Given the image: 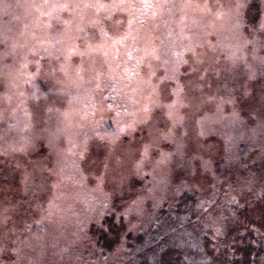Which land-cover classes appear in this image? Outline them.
<instances>
[{"label":"rangeland","instance_id":"1","mask_svg":"<svg viewBox=\"0 0 264 264\" xmlns=\"http://www.w3.org/2000/svg\"><path fill=\"white\" fill-rule=\"evenodd\" d=\"M252 154L264 0H0V264H125L168 200L245 190ZM242 226L208 242L264 247H231Z\"/></svg>","mask_w":264,"mask_h":264},{"label":"trees","instance_id":"2","mask_svg":"<svg viewBox=\"0 0 264 264\" xmlns=\"http://www.w3.org/2000/svg\"><path fill=\"white\" fill-rule=\"evenodd\" d=\"M245 144L242 143V148L246 147L247 149ZM252 155V158H255L253 165L247 164V170L243 176L246 184L245 190L238 192L239 194L233 198L232 195L229 197L227 187L216 189L219 187L216 184V186H207V191L204 193L187 190L177 201L168 200L155 210L154 218L148 222L152 227L144 226L143 228L146 230L143 232L144 229H142V232L139 233V247H129V244H126V251L136 250L137 252L125 264H254V250L258 257L256 263L264 264V247L256 249L253 244L249 246L243 243L247 239L242 242L243 248H239L237 251L234 249L231 252L223 241L208 242V239H215L208 234L214 226L219 229L222 224H227L230 230L233 223L235 225L240 223L243 226L235 234L229 235L228 241L231 247L236 243V235L239 232L247 233L246 237L253 235L249 228L251 226L256 232L254 231V235L249 238V241L253 242L254 238L256 240L262 238L261 230H264V164H261L256 158L264 160V156L263 154ZM222 159H225L224 155ZM251 173L259 177L252 176ZM258 208L260 216L255 212ZM197 228L202 230L201 235L196 231ZM205 242L210 246L212 244L211 247L209 246L212 248L211 251ZM217 244L224 246L222 251L215 252L214 247ZM236 258L242 262L239 263Z\"/></svg>","mask_w":264,"mask_h":264}]
</instances>
